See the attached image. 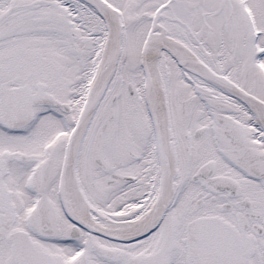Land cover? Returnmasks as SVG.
<instances>
[{
  "label": "snow or ice",
  "instance_id": "snow-or-ice-1",
  "mask_svg": "<svg viewBox=\"0 0 264 264\" xmlns=\"http://www.w3.org/2000/svg\"><path fill=\"white\" fill-rule=\"evenodd\" d=\"M0 264H264V0H0Z\"/></svg>",
  "mask_w": 264,
  "mask_h": 264
}]
</instances>
